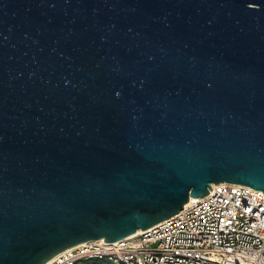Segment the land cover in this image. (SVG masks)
Listing matches in <instances>:
<instances>
[{"label": "water", "instance_id": "95a60500", "mask_svg": "<svg viewBox=\"0 0 264 264\" xmlns=\"http://www.w3.org/2000/svg\"><path fill=\"white\" fill-rule=\"evenodd\" d=\"M264 193V0H0V264H46Z\"/></svg>", "mask_w": 264, "mask_h": 264}, {"label": "built area", "instance_id": "2783aa9c", "mask_svg": "<svg viewBox=\"0 0 264 264\" xmlns=\"http://www.w3.org/2000/svg\"><path fill=\"white\" fill-rule=\"evenodd\" d=\"M212 188L149 229L81 243L46 264H264V193L239 184Z\"/></svg>", "mask_w": 264, "mask_h": 264}, {"label": "rangeland", "instance_id": "374dc122", "mask_svg": "<svg viewBox=\"0 0 264 264\" xmlns=\"http://www.w3.org/2000/svg\"><path fill=\"white\" fill-rule=\"evenodd\" d=\"M96 264H102L101 262H96Z\"/></svg>", "mask_w": 264, "mask_h": 264}, {"label": "bare ground", "instance_id": "6f19581e", "mask_svg": "<svg viewBox=\"0 0 264 264\" xmlns=\"http://www.w3.org/2000/svg\"><path fill=\"white\" fill-rule=\"evenodd\" d=\"M193 199V198H192Z\"/></svg>", "mask_w": 264, "mask_h": 264}]
</instances>
